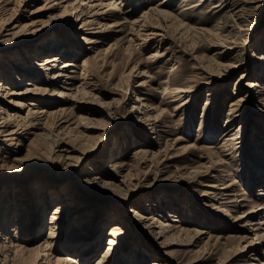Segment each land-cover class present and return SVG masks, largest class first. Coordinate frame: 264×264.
Wrapping results in <instances>:
<instances>
[{"label":"rangeland","instance_id":"374dc122","mask_svg":"<svg viewBox=\"0 0 264 264\" xmlns=\"http://www.w3.org/2000/svg\"><path fill=\"white\" fill-rule=\"evenodd\" d=\"M127 1L125 10L130 9V13L136 10V17L151 7H165L158 5L162 0ZM181 1L173 0L165 9L179 13ZM239 2L250 5L248 0ZM82 3V0H23L19 4V0H0V25L9 21L12 13L11 26L22 25L37 19L46 21L64 8ZM258 4L251 18L248 17L249 23L239 22L240 30L237 25L228 29L230 35L224 33V43L210 31L215 23L213 14L207 10L202 13L201 8L186 10L189 19L185 20L183 28L177 29L171 18L160 20L154 29L161 34L157 36V40L163 41L161 47H157L155 40L150 45H140L141 41L137 40L132 42L128 34L131 24L113 28L106 25L111 20L103 18L88 25L95 32L102 30L88 36L96 39V43L81 41L82 23L97 16L86 8L91 4L83 6L86 12L80 20L74 19L68 24L60 18L53 20L47 28L52 32L36 39L32 49L37 43L60 34L68 43H78L74 47L80 53L76 57L80 65L76 75L83 77V61L89 59L87 77L92 79L94 89L87 95L80 92L74 98L80 107L74 113L83 117L74 132L67 134L65 128H58L60 122L55 127L48 126L55 134L60 131L64 146L75 150L70 158L64 159V165L49 162L48 158H43L48 155L36 153L43 141L31 134L20 136L19 145L15 140L0 151L1 164L5 159L15 164L11 170L0 167V210H4L7 201L2 196H10L23 216L19 219V228L25 243L35 236L33 229L39 225L36 209L46 208L40 223H45L44 237L48 233L49 214L55 206L53 194L58 192L65 198V192L70 191L78 199L77 206L83 207L93 222L75 231L80 235L82 231L94 230L104 234L102 240L97 241L100 247L95 248L89 264H95L104 251L107 228L125 214L130 215L129 245L114 255L111 264H129V253L134 247L142 264L155 261L159 264H264V224L261 223L264 209H257L264 206V100L261 98L264 74L263 69L259 70L262 66L257 58L264 51L255 49V43L264 40V0L254 3ZM39 8L48 9L33 13ZM79 10H75L73 16ZM198 19H202V23ZM199 26L209 30L197 31ZM5 28L8 29L7 25ZM5 28L0 41L9 33ZM158 49L172 52L169 54L173 55L172 59L149 61L148 57ZM20 50L15 51V59L27 53ZM5 51L7 49L0 50V61L3 58L9 62L12 56ZM50 53L45 51L42 56ZM73 58L66 55L63 60ZM81 82L79 80L77 85ZM259 83L263 87H259ZM189 84L199 89L186 106L175 109L179 101H172L167 93ZM237 98L243 99L240 109L243 114L237 121L241 132L231 142L230 134L237 124L231 126L226 121L229 106ZM17 99L27 102L20 96ZM74 99L70 104H62L72 107ZM49 103L51 100L46 99L43 106ZM57 105L53 102L54 111ZM16 110L25 115L28 109ZM142 147L149 150L146 163H141V156L136 159L134 156ZM54 148L59 149L57 144ZM119 158L126 161L122 172L110 165ZM216 161L226 165L216 164ZM72 170L71 177H60L68 176ZM111 174H118L117 178L113 180ZM96 176L109 179L115 185L101 186L96 182L99 179H93ZM41 185L45 190L33 205L32 192L39 194ZM132 209L141 211L145 220L138 221ZM71 212L65 239L74 229L77 212ZM5 213L0 217V227L6 224ZM9 214L11 218L17 217L15 211ZM175 226L184 231L177 234ZM39 242L42 241L36 244ZM81 254L80 250L73 253L80 258L90 255Z\"/></svg>","mask_w":264,"mask_h":264},{"label":"bare ground","instance_id":"6f19581e","mask_svg":"<svg viewBox=\"0 0 264 264\" xmlns=\"http://www.w3.org/2000/svg\"><path fill=\"white\" fill-rule=\"evenodd\" d=\"M92 1L95 3L92 4ZM125 1L127 0H82V2L84 3L80 4L79 6L70 7V9L66 7L60 14H56L54 16L52 15L53 19L49 18L48 20L44 21L42 19L36 18L37 20L27 21L22 25L11 26L14 23L13 13L12 16L9 15L11 16L9 21L6 22V20L3 19L5 20V22L3 21L4 23L0 25V37L3 38V33H1V31L6 27V25L8 29L5 28V30H7L9 33L4 39H1L0 50L4 51L5 49H7V51L5 52H7L9 56H12V59H9L10 61L7 62L2 58L0 61V151L4 150L5 146H8L10 144L12 145L15 140L16 144L19 145V137L24 134H31L35 139H42L40 141H43L42 146L39 150L37 149L38 151H36V153H39L40 155H48L47 157L43 158H48L49 162H60L64 165V163H66V160L64 159L70 158V154L75 151L73 148L64 146L65 140L60 136V131L55 134V132L49 131V127H53L54 125L56 126L57 123L60 122L58 128L62 126L61 128H65L66 133L69 134L74 132V130L81 124L83 117H80L76 114V110L80 109V107L79 104L75 102L74 98H76L78 96V93L80 92L84 95H87L90 94L91 90L94 89L93 82L91 81L92 79H89V77H87L89 73L88 67L90 65V60L85 59L83 61V73L81 72L83 77L78 78L76 72L77 68L80 65L77 63L76 57L79 56L80 53L78 49L74 48L78 45V43L75 44L76 46L74 44L68 43V41H66L67 38H65L66 40L63 39L61 34L59 36L56 35L55 37H51L37 43V45L33 47L34 49H32V45L34 44V41L36 39L42 38L49 31L52 32V29L47 30V28L51 23H53V20L55 21L57 20V18H60V21L65 20L67 21V24L74 19L80 20L83 18V13L86 12V9H84L83 6L85 4H91L86 8L94 11L93 15L97 16L92 18V20L87 19L82 23L80 27L82 32L79 35V39H81V41H85L88 44L96 43V39L93 40V37L88 36L93 35L94 33L97 34L98 32L102 33V30L99 29L100 31L95 32L93 30H90L88 25L89 23H92L94 21L95 23H97V19L99 20L103 18L110 19L111 21L106 23V25L113 26V28L119 26L125 27L126 25L131 24V27L129 28V30L131 29V31H129L128 34H131L129 40H132V42H135L137 40L139 43L141 41L140 45H150V43H153V40H155L154 42L156 44L158 42L157 47H161L163 42L162 39L157 40V36H160L161 34L157 33V30L155 31L154 29L158 27V24H160V20H168L171 18L172 20H174V24L177 29L179 27L181 28V26L183 28V25H185V20L189 19L186 16V10L191 9L194 11V9L196 10L198 8H201L202 13H206L207 10L208 12H211L213 14L215 23L212 30L210 31L213 32H211L213 35L217 36V40H221L224 43L226 42V34H231V30L234 29V26L238 25L237 28H239L238 30H240L242 25H240L239 22L248 21L249 16L251 18V15L254 14V11H256L257 7L259 6V4L254 5V3H259L263 0H248L250 5H242V2H239V0H182L179 7L182 10L176 14L172 13L170 9H165L166 7L171 6L173 0H162L158 5H164L165 7H151L150 10L143 12L139 17L135 16L136 10L132 9V13H130V9L125 10ZM22 2L23 0H19V4H22ZM47 9L48 8H39L33 13H43V11ZM77 9L80 10L73 16V13H75L74 11ZM198 22L202 23V19H198ZM199 28L200 29L197 28L196 30H209L208 28L206 29L200 26ZM228 29L231 30L229 31ZM211 33H209V35ZM204 34L207 33L205 32ZM255 49L257 51L259 49H262L264 51V40H258L255 43ZM16 50H25L27 51V53H25L21 58L15 59L14 56ZM45 51L54 53L42 56V53H44ZM171 53L172 52L170 51L161 52L158 49L156 53H153V55L148 57V60L152 61V59L155 60L165 58H167L166 60H171L173 56H170ZM222 53H220L219 55H222ZM66 55H71L74 58L71 60H63V57H66ZM257 58H259V63H261L259 66H262L261 68H259V70L263 69L262 74H264V52ZM79 80H81L82 82L80 85H77V82ZM23 84L24 86H22ZM17 87H19V89H17ZM196 87L197 86L195 85L189 84L181 88H172L171 90H169L167 94H169V97L173 98L172 101H179L177 105H175V109L184 107L189 103L191 97L193 96L192 94L197 91V89H199ZM259 87H263V85L260 84ZM68 95H70V97L74 99L73 105H71L72 107L62 104L66 102L70 104V100H73L71 98H68ZM18 96H20L21 98L23 97L27 102L22 103V101L17 99ZM261 96V98L264 100V94ZM46 99L51 100V103L47 104L49 106H43V103ZM53 102L58 104L55 111L52 107ZM207 103H209V101H207ZM242 104V98H237L230 104L226 121L227 124L231 126L237 124L238 117L243 114V112L240 110L243 106ZM24 108L28 109L25 115L21 114L23 112L16 110H24ZM74 111L76 112L74 113ZM153 125L156 126L155 123ZM236 127L237 128L232 129L234 131L230 134L231 136L229 140L231 142L236 138L235 136L238 135V132L241 130V125L237 124ZM44 130L45 132H41ZM65 131L63 130L62 132L64 133ZM73 135H77L78 137V134L76 133H73ZM178 139H176V141ZM46 144H48V148L46 147ZM56 144L57 147H59L58 151L56 150L57 152L54 148ZM148 153L149 150L142 147L135 151L134 156L135 159L141 156V163H144L148 158ZM33 156L35 155L33 154ZM111 162V168L117 172H122V168H124V164L126 163L125 159L123 158H119V160L117 159ZM215 163L218 164L220 162L216 161ZM14 165V163H7L6 159L2 161V164L0 163V167L5 168L6 170L13 169V167H15ZM135 165L136 164H134V166ZM219 165L225 166L226 164L225 162L221 161ZM72 172L73 170L66 177H60L62 179H67L68 177H71ZM117 175L118 174H111L113 180L117 178ZM93 179H99L96 182L101 186L108 187L115 185L114 182L109 181V179L102 178V176H96ZM225 188H227V186ZM44 190L45 188L43 187V185H41L39 194L38 192H32L30 202H32L33 205L34 203H38L36 201L40 200L39 197ZM3 197H5V200L7 201L5 202V207H3L4 210H0V217L2 218L3 212H6L3 218H6V220L4 221L7 225L3 224V226L0 227V264H89V259L93 255H95V248L98 249L100 247V245L98 246L97 241H100V239L102 240V238L104 237V234L100 235L101 232L98 233L99 231L97 232L96 230L91 231L90 233L87 231H82L83 235H80V233L78 234L75 231V229L80 231L79 229H82L81 226L83 224L89 226L93 222L92 217H87L88 214L85 212V210H83L84 208L77 206L78 199L74 197L73 192H65V198L62 197L60 193L58 194V192L53 194L55 206L53 208V212H50L49 214L50 220L47 222V225H49L48 233L44 237L43 227L45 223H40L41 218L43 217L42 211H44L46 208H41L40 210H38V208L36 209V218L39 220V225L38 227L33 229L35 236L31 237V239L27 241V243H25L22 231L19 228V219L23 216H20V212H18V208L14 206V203L12 202V198L10 196H6V194H4L2 198ZM154 205L155 204H153V206ZM31 206L29 205V207ZM0 207H2V202L0 203ZM257 209H264V206H261ZM71 210H76L77 212L75 218L73 219L74 229L69 231V236L67 237V239H65L66 233H64V231L66 226L68 225V216L72 215L71 213H73L71 212ZM14 211L17 212V217L11 218L9 216V212L13 214ZM132 211H135V217L138 221H142V219L145 218L141 211L137 209H132ZM129 216L127 214L120 216V218L115 220L113 224L107 228V231L105 233V248L100 258L95 261V264H111L110 261L115 257L114 255L119 251L121 252L129 245ZM153 219H156L155 216ZM27 221L30 222V218ZM158 221L160 222V224H163L161 220ZM261 223L264 224V221H262ZM175 228L177 234L184 231V229H181L180 226H175ZM87 233H89V237H87ZM98 234L100 235V237H98ZM94 239L96 240V242H94ZM37 241L42 242L36 244ZM79 250L82 254L89 253L90 255L84 257L81 254V258L79 256H74L73 253H77V251L79 252ZM137 253L138 252L135 247L130 251L128 258L129 264H142V262L138 260ZM153 264L159 263L155 261L153 262Z\"/></svg>","mask_w":264,"mask_h":264}]
</instances>
